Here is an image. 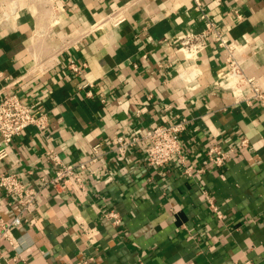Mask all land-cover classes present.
Wrapping results in <instances>:
<instances>
[{
	"label": "crops",
	"instance_id": "1",
	"mask_svg": "<svg viewBox=\"0 0 264 264\" xmlns=\"http://www.w3.org/2000/svg\"><path fill=\"white\" fill-rule=\"evenodd\" d=\"M199 1L264 88V0ZM117 10L125 22L105 23ZM203 29L194 0H0V101L17 93L51 120L0 164L35 195L23 210L0 188V219L23 220L0 264H264V105L235 101L222 48L183 55L182 37ZM181 121L183 162L152 167L144 144L116 150L118 136ZM97 145L82 183H52L49 150L75 165ZM214 145L236 150L221 168Z\"/></svg>",
	"mask_w": 264,
	"mask_h": 264
},
{
	"label": "built area",
	"instance_id": "2",
	"mask_svg": "<svg viewBox=\"0 0 264 264\" xmlns=\"http://www.w3.org/2000/svg\"><path fill=\"white\" fill-rule=\"evenodd\" d=\"M197 11L200 12L204 23V29L199 33H188L182 37L179 49L188 59H197L204 53L211 44L218 46L226 51L228 55V77L231 81V92L236 102H246L252 104L259 102L264 105V88L260 82L248 77L241 70L235 58L236 46L229 41L226 34L218 27L205 12L204 6L199 0H194ZM126 20L123 11L117 10L105 18V23L118 26ZM68 69L75 74H81L82 69L74 62L70 61ZM87 89V95L92 96L93 85L83 87ZM104 101V100H103ZM51 126V120L46 113H37L33 107L25 102L17 93L6 92L2 95L0 101V164L9 158V149L16 138L23 132L34 127L39 133H47ZM186 129V122L181 121L175 124H160L151 127L145 132L131 136H118L117 148L121 156H124L129 149L144 144L147 151V163L152 167H165L173 159H180L182 162V146L180 138ZM248 140L241 141L240 147L246 148ZM94 155L91 159L78 164H65L59 160L54 150H49L47 155L55 166L56 175L52 180L53 184H59L61 181L68 182L74 179L82 183L79 171H88L91 165L102 156L99 145L95 146ZM236 150L225 151L218 145H214L207 152L208 159L212 167L221 168L226 164L230 155ZM189 173V169H186ZM0 188L5 191L8 197L15 196L23 210L27 209L35 197L33 194L29 198L25 196L26 185L24 181L14 173L0 172ZM218 216L221 217L220 213ZM108 219L115 225H120L122 219L118 213L112 211L107 215ZM22 216H16L10 221L0 219V259L3 257L1 243L9 241L15 243L14 229L22 225ZM90 238H93L90 236Z\"/></svg>",
	"mask_w": 264,
	"mask_h": 264
}]
</instances>
